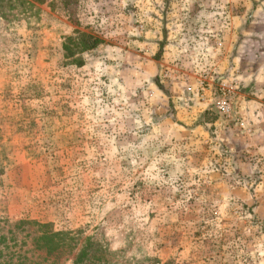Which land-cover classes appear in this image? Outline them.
Instances as JSON below:
<instances>
[{
	"label": "rangeland",
	"instance_id": "rangeland-1",
	"mask_svg": "<svg viewBox=\"0 0 264 264\" xmlns=\"http://www.w3.org/2000/svg\"><path fill=\"white\" fill-rule=\"evenodd\" d=\"M78 257L264 264V0L4 7L0 264Z\"/></svg>",
	"mask_w": 264,
	"mask_h": 264
},
{
	"label": "trees",
	"instance_id": "trees-1",
	"mask_svg": "<svg viewBox=\"0 0 264 264\" xmlns=\"http://www.w3.org/2000/svg\"><path fill=\"white\" fill-rule=\"evenodd\" d=\"M9 1L10 0H0V14L4 13V7L9 4ZM100 41H101L100 38L95 36V35L81 33L78 36V39L76 41H73L69 45L66 44L65 47H66V49L69 50L68 55L74 56L75 51L80 50V52H81V51H85L87 49H92V48L96 47L100 43ZM79 58L80 57L74 56L75 61H79L80 60ZM50 234L51 235H58L60 233L55 232V234L54 233H50ZM66 244H67V242H59L56 246H51V248H49V250H48V253H52L55 251L54 249L62 248L63 245H66ZM86 251H87V249H82L80 254L83 255V253H87ZM81 263H83V260L81 257L74 259V264H81Z\"/></svg>",
	"mask_w": 264,
	"mask_h": 264
}]
</instances>
